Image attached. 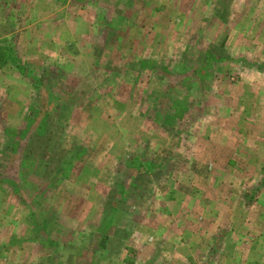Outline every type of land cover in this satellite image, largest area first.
I'll return each mask as SVG.
<instances>
[{"label":"rangeland","instance_id":"obj_1","mask_svg":"<svg viewBox=\"0 0 264 264\" xmlns=\"http://www.w3.org/2000/svg\"><path fill=\"white\" fill-rule=\"evenodd\" d=\"M60 4L0 35V264H264V0Z\"/></svg>","mask_w":264,"mask_h":264},{"label":"crops","instance_id":"obj_2","mask_svg":"<svg viewBox=\"0 0 264 264\" xmlns=\"http://www.w3.org/2000/svg\"><path fill=\"white\" fill-rule=\"evenodd\" d=\"M62 0H0V35L12 36L11 32H27L28 30V17L42 16L52 17V23L55 25L58 22H54V17L59 15V19L62 16L60 13V2ZM14 18V24L13 19ZM11 22V26L10 23ZM26 24V25H25ZM42 23H37L36 26H41ZM17 37V36H16ZM22 37L16 40V46H19V42H22ZM264 64V63H263ZM263 67V66H262ZM261 67V68H262Z\"/></svg>","mask_w":264,"mask_h":264},{"label":"trees","instance_id":"obj_3","mask_svg":"<svg viewBox=\"0 0 264 264\" xmlns=\"http://www.w3.org/2000/svg\"><path fill=\"white\" fill-rule=\"evenodd\" d=\"M0 58L1 60L3 61H6V56L3 52L0 51ZM10 58H14V57H7V60H10ZM17 63V62H16ZM19 65V63H17ZM16 64V65H17ZM22 69L26 70V67L25 65H19ZM35 115H36V112H35V109L32 108L28 114V116L25 117V121H26V126L28 127L29 125H31L34 121H35ZM23 121H24V118H23ZM117 207V204L116 203H113L112 206H110V209H107L106 210V214L108 213H111L112 211H114V209ZM101 225V224H100ZM101 227V226H100ZM109 240V234L106 233L104 236H102V239H101V242H102V247H104V244L107 243V241Z\"/></svg>","mask_w":264,"mask_h":264}]
</instances>
